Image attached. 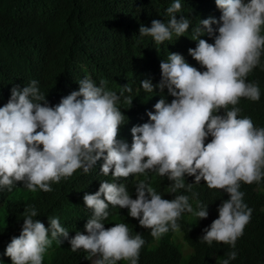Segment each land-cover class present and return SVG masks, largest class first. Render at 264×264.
<instances>
[{"label":"clouds","instance_id":"9594fccd","mask_svg":"<svg viewBox=\"0 0 264 264\" xmlns=\"http://www.w3.org/2000/svg\"><path fill=\"white\" fill-rule=\"evenodd\" d=\"M215 4L222 12L219 21L200 20L194 30L196 47L188 49L203 71L181 54L170 53L167 62H160L156 85L147 77L132 89L124 87L119 95L105 90L104 81L97 86L88 76L79 81V88L71 84L56 93H46L36 80L0 84V189L11 191L22 182L30 191L50 192V182L59 183L77 169L88 173L101 158L100 171L114 178L102 181L95 193L83 195L92 215L87 222H78L86 232L70 239L59 218L44 215L36 220V209H26L19 236L11 238L4 252L11 264H42L52 243L61 244V238L69 239L73 252L83 249L86 259L95 258L93 264L120 260L138 264L145 240L139 233L130 235L126 223L105 228L109 205L127 208L159 238L170 229L178 234L182 213L207 218V205L197 202L194 211L191 194L205 185L223 190L229 198L218 206V218L200 238L209 246L215 241L235 248L253 211L243 202L241 182L264 178V127L254 126L250 117L239 118L241 109L236 107L242 97L260 98L259 86L246 82V77L259 65L264 50L260 35L264 0ZM181 7L180 0H174L166 9L167 24L153 19L150 27L141 25L139 34L151 36L157 44L171 40L173 33L183 35L190 21L174 15ZM213 24H219L218 34L209 43L200 37L213 33ZM138 91L153 102L143 101ZM152 175L166 176L173 182L172 193L183 189L184 195L162 198L148 183ZM139 176L145 181L135 185V199L115 182ZM236 256L235 251L228 253L221 264Z\"/></svg>","mask_w":264,"mask_h":264},{"label":"trees","instance_id":"16d2710c","mask_svg":"<svg viewBox=\"0 0 264 264\" xmlns=\"http://www.w3.org/2000/svg\"><path fill=\"white\" fill-rule=\"evenodd\" d=\"M180 2L181 12L174 15L178 20L181 16L189 19L188 31L179 37L173 33L171 40L157 44L151 36L140 35L139 29L141 25L150 27L153 19L167 24L170 16L166 9L174 0H0V84L36 80L46 93H56L65 92L71 84L79 88V81L88 76L97 86L104 81L105 90L119 95L124 87L132 89L147 77L156 80L153 84L156 85L161 79L160 62H167L170 53L181 54L187 63L203 71V66L188 53L197 44L194 30L200 20L214 17L219 21L222 12L215 0ZM218 27L219 24H213V33L205 32L200 38L214 43ZM260 35L264 36V25ZM246 82L259 86L260 98L258 101L240 98L236 105L241 109L238 117H250L254 126L262 128L264 50L259 65L248 74ZM138 94L143 101L153 102L150 96L140 91ZM103 162V158L98 160L88 173L77 169L59 183L50 182V192L39 188L30 191L22 182L14 184L11 191L0 189V264H11L4 252L11 238L19 236L26 209H36L38 215L33 218L36 220L44 215L59 218L68 230L69 239L77 232L85 233V226L80 230L78 222H87L92 210L85 206L83 195L95 193L102 181L114 180L111 174L104 176L100 171ZM140 180L145 181V177L131 181L119 178L115 182L123 184L135 199V185ZM148 183L164 199L184 195L183 189L172 193L173 182L166 176L152 175ZM240 191L244 193L243 202L253 211L235 248L215 241L209 246L200 238L204 234L202 230L218 218V206L229 198L223 190L207 185L191 193L195 198L192 208L198 210L197 202L207 205V218L182 213L177 221L178 240L177 233L171 229L154 238L151 229L142 227L127 208L119 206L109 205L104 227L126 223L130 235L142 236L145 244L140 249L138 264H180L182 255H187L182 251L183 246L191 249L183 264H221L232 251L237 256L229 264H264V178L258 183L241 182ZM61 239V244L52 243L42 264H93L95 258L86 259L88 253L83 249L73 252L69 239ZM116 264H130V261L120 260Z\"/></svg>","mask_w":264,"mask_h":264},{"label":"rangeland","instance_id":"374dc122","mask_svg":"<svg viewBox=\"0 0 264 264\" xmlns=\"http://www.w3.org/2000/svg\"><path fill=\"white\" fill-rule=\"evenodd\" d=\"M0 214H1V210H0ZM189 214H190V213L188 212V213H187V216H189ZM175 232H177V230H176ZM175 238L178 240V238H179V234H176V235H175ZM185 245H186V244H185ZM186 246H187V245H186ZM182 251L185 252V253L187 252V255H185V254L182 255V261L180 262V264H183V261L186 259V257L188 256V253L191 251V249H190V247H188V246H187V247L183 246V247H182Z\"/></svg>","mask_w":264,"mask_h":264}]
</instances>
